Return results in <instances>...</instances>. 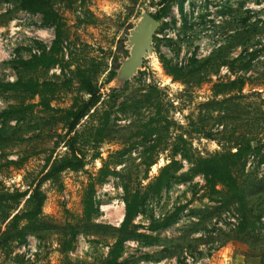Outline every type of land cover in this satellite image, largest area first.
Segmentation results:
<instances>
[{
    "label": "rangeland",
    "instance_id": "374dc122",
    "mask_svg": "<svg viewBox=\"0 0 264 264\" xmlns=\"http://www.w3.org/2000/svg\"><path fill=\"white\" fill-rule=\"evenodd\" d=\"M51 3L64 23V59L71 60V68L73 64L91 61L97 65V84L104 94L78 127L84 166L77 171H62L56 182L43 183L45 227L27 234L23 243L11 240L1 246L0 264H103L116 239L114 228L123 218L122 184L126 182L131 188L146 184L169 161L177 134L182 132L191 149L204 156L232 148L241 135L253 138L254 145L264 143V52L252 58L246 73H233L225 63L239 54L247 60L252 50L264 45V0H172L168 15L159 19L153 55L145 58L138 73L119 88H112V78L119 59L128 55V31L143 10L155 13L161 0ZM53 38L54 26L46 25L41 14L20 8L18 0H0V84L16 78L17 59L38 54L43 47L47 49ZM160 55L186 72L185 81L175 80L165 72ZM239 74L249 78L241 91L212 94L213 82ZM30 75L54 80L68 77L70 72L56 64ZM87 96L79 91L74 79L70 89L52 96L50 103L56 108H68L75 98ZM223 99L221 105L216 104ZM22 101L38 102L39 97L30 99L20 91L0 86V110ZM107 111L110 131L95 147L94 126ZM152 117L158 120L152 122L159 126L165 140L155 149L156 163L144 178L142 162L148 153L135 132ZM65 130L58 114L44 111L41 106H35L22 119L1 123L0 192L25 189L48 155L66 154ZM129 144L133 147L122 156V163L113 166L115 173L96 186L97 212L90 222H84L81 198L90 174L101 166V159ZM95 154L99 157L94 158ZM177 158L183 164L177 173L181 178L191 164ZM263 177L264 161H260L259 154L249 153L238 178L250 218L259 212L264 214V186L260 183ZM207 195L202 176L193 175L188 180L176 179L158 196L148 197L133 223L139 225L138 232L157 240L153 244H147L144 238L126 240L120 264H184L187 255L195 260L208 256L205 264H260V259H264V227L262 234L238 233L237 219H232V215H240L237 204L228 203L225 210L217 201L224 200L222 195L214 194L216 201ZM22 205L21 202L5 211L0 207V237L2 231L11 228L9 219ZM180 205L185 206L184 211L172 224L156 231L149 229L154 221L166 218ZM4 212L9 213L8 218H4ZM69 225L75 227L76 238L72 250L63 253L60 240Z\"/></svg>",
    "mask_w": 264,
    "mask_h": 264
},
{
    "label": "trees",
    "instance_id": "16d2710c",
    "mask_svg": "<svg viewBox=\"0 0 264 264\" xmlns=\"http://www.w3.org/2000/svg\"><path fill=\"white\" fill-rule=\"evenodd\" d=\"M172 0H161V7L152 14L157 20L168 15L170 11V2ZM20 8L39 13L42 16L43 22L46 25L54 26V38L50 46L46 49L43 47L38 54H33L28 58H19L16 60L15 68L17 76L12 81L2 82L0 86L4 90L20 91L27 95L30 99L35 96L39 97L38 102H19L18 104L8 106L0 110V124L14 119H22L30 113L35 106H41L44 111L57 113L59 122L65 125L64 143L67 149L66 154H50L45 158L44 164L40 171L32 178L27 187L23 190H15L13 192H0V207L14 208L21 202L22 207L16 211L9 219L10 229L1 232L0 247L8 245L11 240L17 241L18 244L25 241L27 234L37 232L45 227L42 216V207L46 199L45 192L42 190V185L46 181L56 182L62 171L80 170L85 164V156L81 153L78 142L82 136L78 127L81 120L88 116V113L100 101L104 93L100 91L97 84L98 67L93 62L83 64H73L71 68V60L64 59L65 48L63 42L66 33L64 23L61 20L60 14L52 7L51 0H18ZM121 48L123 45L120 46ZM264 52V45L261 49L252 50L251 57L247 60L242 54H239L230 61H226L229 71L248 72L251 68V61L256 54ZM160 62L165 72L173 79H182L185 81L186 72H183L181 67L172 64L168 58L159 56ZM208 59L204 60L207 61ZM195 62V61H194ZM56 64H61L62 69L68 68L70 76L63 75L61 79H38L31 76L38 70L47 71ZM204 65V62L201 63ZM76 80L79 91L88 95L87 98H75L74 102L68 108H56L51 105L52 96L58 92L70 89L73 85V80ZM248 76L239 74L232 79L226 81L218 80L212 83L211 91L214 96L225 95L233 91H241L247 83ZM142 100H138L140 102ZM222 101L216 104L221 105ZM127 107V106H126ZM158 121L153 117L151 120L142 122L140 127L136 129L135 136L139 138L138 142L144 145L147 155L143 158L144 178H147L149 168L156 163L154 156L155 149L165 140L159 126L153 124L152 121ZM109 111L104 113L102 120L97 126H94L92 134V142L95 147L102 143L105 139V134L110 131ZM143 128V129H142ZM167 126L164 131H167ZM208 137L212 133L206 132ZM83 142V141H81ZM133 144H129L115 152L109 154L107 159H101V166L98 170L90 174L89 180L84 188L81 206V218L84 222L91 221L94 214L97 212V204L95 200V188L102 184L106 178L115 173L113 166L122 163V156L130 151ZM235 148L234 150H232ZM249 153L259 154L260 161H264V143L254 145L253 138H247L241 135L235 142L232 148L217 150L206 156L201 155L191 149L190 142L184 137L181 132L177 134L172 141L171 154L169 161L159 167L157 173L146 183H138L134 188H131L126 182L122 184L124 213L123 218L116 231V239L110 245L107 258L103 264H120L119 258L122 254L124 243L128 239L144 238L147 244H153L157 238L149 234L138 232L139 225L134 224V218L140 213L145 201L150 196H158L170 183L176 179L188 180L193 175H201L204 180V185L208 189V199L213 200V195H222L224 200L220 202V208L227 210V204L235 202L238 206L237 210L240 215L235 214L237 223L235 229L238 233H254L262 234L264 223L262 218L264 214L259 212L253 218L245 212L246 201L242 183L238 178V171H242L246 162V157ZM184 159L191 164L187 174L181 178L177 173L182 169V161L177 158ZM99 157L98 154L94 158ZM260 180L264 186V177ZM215 200V198H214ZM216 201V200H215ZM184 205L177 206L175 210L161 221H154L149 229L156 231L157 229L169 226L174 222L181 211H184ZM4 218L9 217V213L4 212ZM76 238V230L73 225H69L64 230V237L60 240L61 252L67 253L72 250Z\"/></svg>",
    "mask_w": 264,
    "mask_h": 264
},
{
    "label": "water",
    "instance_id": "95a60500",
    "mask_svg": "<svg viewBox=\"0 0 264 264\" xmlns=\"http://www.w3.org/2000/svg\"><path fill=\"white\" fill-rule=\"evenodd\" d=\"M159 25L160 21L144 10L135 19L125 41L128 55L119 59L120 65L112 78V88L122 87L142 68L143 60L153 55V38Z\"/></svg>",
    "mask_w": 264,
    "mask_h": 264
},
{
    "label": "built area",
    "instance_id": "2783aa9c",
    "mask_svg": "<svg viewBox=\"0 0 264 264\" xmlns=\"http://www.w3.org/2000/svg\"><path fill=\"white\" fill-rule=\"evenodd\" d=\"M232 216H233L232 219H234V217H236L234 215H232ZM262 221H263V218H262ZM218 224L220 225V223H218ZM208 260H209L208 256L195 260V258L193 256L187 255L185 258L184 264H205V261H208Z\"/></svg>",
    "mask_w": 264,
    "mask_h": 264
},
{
    "label": "crops",
    "instance_id": "0c3cea01",
    "mask_svg": "<svg viewBox=\"0 0 264 264\" xmlns=\"http://www.w3.org/2000/svg\"><path fill=\"white\" fill-rule=\"evenodd\" d=\"M260 258V257H259ZM240 259H243L242 257H240ZM258 261V260H257ZM239 264H243V262H240ZM260 264H264V259L263 260H261L260 259Z\"/></svg>",
    "mask_w": 264,
    "mask_h": 264
},
{
    "label": "bare ground",
    "instance_id": "6f19581e",
    "mask_svg": "<svg viewBox=\"0 0 264 264\" xmlns=\"http://www.w3.org/2000/svg\"><path fill=\"white\" fill-rule=\"evenodd\" d=\"M121 220V219H120Z\"/></svg>",
    "mask_w": 264,
    "mask_h": 264
}]
</instances>
